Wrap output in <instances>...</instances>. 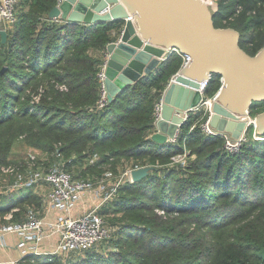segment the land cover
<instances>
[{
	"label": "trees",
	"instance_id": "trees-1",
	"mask_svg": "<svg viewBox=\"0 0 264 264\" xmlns=\"http://www.w3.org/2000/svg\"><path fill=\"white\" fill-rule=\"evenodd\" d=\"M56 2L20 0L16 25L5 28L4 42L0 34V167L14 162L18 139L75 179L116 180L127 168L151 167L99 205L113 228L107 242L68 264H264V139L249 137L238 153H227L223 137L200 129L198 113L181 125L176 144L152 140L155 103L183 62L175 52L98 108L97 72L115 39L112 29L123 20L51 19ZM216 2L214 25L239 31L241 48L255 54L264 43V0ZM220 85L221 77L211 74L207 95ZM262 110L264 101L255 102L250 115ZM186 148L185 163L174 162ZM17 193L7 202L0 198V224L42 212L34 184ZM35 258L34 264H66L57 254Z\"/></svg>",
	"mask_w": 264,
	"mask_h": 264
},
{
	"label": "water",
	"instance_id": "water-1",
	"mask_svg": "<svg viewBox=\"0 0 264 264\" xmlns=\"http://www.w3.org/2000/svg\"><path fill=\"white\" fill-rule=\"evenodd\" d=\"M217 9V3L203 0H62L48 17L88 25L124 21L117 40L106 45L104 83L109 100L156 71L171 53L168 49L177 48L188 58L162 92L160 117L150 138L163 144L185 122L183 113L199 107L198 87L208 74L221 77L208 117L218 131L239 137L247 128L252 104L264 101V43L255 54L247 53L239 45L236 29L214 25ZM0 34L4 42L7 33L0 30ZM253 119L257 133L264 135V110ZM150 169H132V181Z\"/></svg>",
	"mask_w": 264,
	"mask_h": 264
},
{
	"label": "built area",
	"instance_id": "built-area-1",
	"mask_svg": "<svg viewBox=\"0 0 264 264\" xmlns=\"http://www.w3.org/2000/svg\"><path fill=\"white\" fill-rule=\"evenodd\" d=\"M20 0H0V23L1 30L5 28H12L16 25L18 21L17 8ZM62 0H57L56 5ZM208 4L217 3L216 0H203ZM50 18V17H49ZM132 19V17H128ZM51 19L62 20L59 17H53ZM175 52L177 54H182L177 48H170L167 50L168 53ZM184 56L182 65H184L188 58ZM165 57V56H164ZM107 52L104 51V60L101 64L99 71L97 72V82L99 84V95L97 100V107H104L110 100L107 98V90L105 87V66H106ZM181 65V66H182ZM211 74L200 82L198 90L201 93V101L199 107H196L190 111L183 113L184 121L188 119L190 115L202 113L201 121H198L200 129L207 135H219L223 137V149L227 153H238L243 142L248 138L246 132L248 127L252 126L253 134L251 137L253 139H260L261 137L254 128V119L249 114L247 116V128L244 132L237 138H233L227 132H221L208 123L209 109L211 107L214 95H207L206 88L209 82ZM59 88H65L64 85H60ZM161 111V98L155 103L154 106V123L160 117ZM207 117L203 119L204 115ZM196 125L193 123L190 128L192 129ZM181 125L176 129L175 134L168 138V142L171 144H176L179 139ZM188 151L183 153H178L173 156L174 162L179 161L182 164L185 163ZM32 158L34 156H31ZM6 172H13V168L10 166H1ZM131 170L127 168L124 170L115 180L110 188L105 192L102 202L111 198L116 192V188L125 180L131 179ZM37 173L29 174L26 179L19 180L15 182L14 186H25L35 183L39 178L44 179L50 186V190L47 194L46 201L43 206V211H51L55 209V217L52 219L47 218L46 215L31 213L26 219L21 221H11L7 223L0 224V235L5 233H16L26 239H31L34 245H38L42 242V239L47 235L57 233L58 239L51 251H45L44 254H58L67 251H85L92 246L100 243L101 241L107 239L110 236V228L105 223L102 216L97 212V208L93 207L84 211L78 216L70 215V212L74 209L77 199L80 197L82 192L89 191L97 186H102L104 178L99 179L96 182L83 179H75L72 177L71 173L64 170L63 168L53 165L43 177H38ZM161 213V211H160ZM6 219L10 218V214L5 216ZM49 233V234H48ZM36 253L39 251L35 248ZM18 262V261H16Z\"/></svg>",
	"mask_w": 264,
	"mask_h": 264
},
{
	"label": "rangeland",
	"instance_id": "rangeland-1",
	"mask_svg": "<svg viewBox=\"0 0 264 264\" xmlns=\"http://www.w3.org/2000/svg\"><path fill=\"white\" fill-rule=\"evenodd\" d=\"M200 117L201 116H199V119ZM253 130L254 129L252 128V126L248 127L247 132H246L248 138L251 137V135L253 134ZM259 136L261 137L260 139H264V135L259 134ZM185 151H188V149L186 148ZM31 156H37L38 159L36 160V162L35 160L32 159ZM10 157L14 162L8 166L12 167L14 171L6 172V170H3L2 167H0V198L3 196H8L11 191H14V192L16 191V193L13 195H9V196L16 197L18 194L17 192H19L22 186L16 187L14 186L13 183L15 182V180L19 181V180H23L26 177H28V175L32 172L31 170L37 173L39 175L38 177H43L44 173H46L47 168L49 166L57 165V164H51L49 166L45 165V161H46L45 155L40 153V151L37 149L28 147L22 139H18L15 141L13 148L11 150ZM54 163H58V162L56 161ZM114 182H115V179L112 176L109 178L106 177L101 187L95 185L94 188L89 190L90 193L93 195L92 198L94 199V201L90 204L91 208H93V206L97 204L99 201H102V199L104 198L105 192L108 190L110 186H112ZM9 196L6 198L5 200L6 202L10 198ZM99 205L96 206L97 209ZM107 226L109 227L108 224ZM110 228H111L110 232L112 236L113 228L111 227V225H110ZM106 242H107V239H105V243ZM99 249H101V246L93 247V249H90V251L91 250L99 251ZM103 250H108L107 244L104 245ZM84 254H85L84 250L83 251H67L59 256L64 258L63 260L64 263L68 264V263H73L77 261L78 259L82 258Z\"/></svg>",
	"mask_w": 264,
	"mask_h": 264
},
{
	"label": "crops",
	"instance_id": "crops-1",
	"mask_svg": "<svg viewBox=\"0 0 264 264\" xmlns=\"http://www.w3.org/2000/svg\"><path fill=\"white\" fill-rule=\"evenodd\" d=\"M124 26V21L121 28H113L111 35L115 37L112 41L117 40L121 30ZM1 27V23H0ZM155 131V127L152 133ZM34 184L35 190L42 195L43 203L46 201L47 194L50 190V186L44 179L39 178ZM93 195L90 191L82 192L80 197L76 201L74 209L70 212L72 216H78L84 211L91 208L90 204L94 201ZM102 201H99L94 206H98ZM93 206V207H94ZM42 213V212H41ZM58 213L55 209L51 211H43L42 215H46L47 218L52 219ZM49 234V233H48ZM58 239L57 233L47 235L42 239V242L38 245H34L31 239H26L16 233H5L0 235V264H34L35 257L44 255L45 251H51ZM35 248L39 251L36 253ZM63 253H58L61 255ZM64 260V258H62ZM18 261V262H16Z\"/></svg>",
	"mask_w": 264,
	"mask_h": 264
},
{
	"label": "flooded vegetation",
	"instance_id": "flooded-vegetation-1",
	"mask_svg": "<svg viewBox=\"0 0 264 264\" xmlns=\"http://www.w3.org/2000/svg\"><path fill=\"white\" fill-rule=\"evenodd\" d=\"M238 32H239V31H238ZM239 34H240V35H239V42H240V41H243V40H244V39L242 38L244 35H242L240 32H239Z\"/></svg>",
	"mask_w": 264,
	"mask_h": 264
}]
</instances>
